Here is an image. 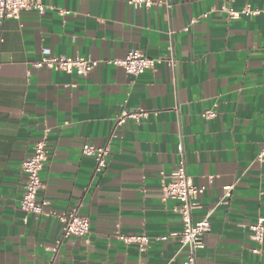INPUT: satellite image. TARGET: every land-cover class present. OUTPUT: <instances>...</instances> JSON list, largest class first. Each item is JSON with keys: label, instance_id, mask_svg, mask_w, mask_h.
Masks as SVG:
<instances>
[{"label": "crops", "instance_id": "1", "mask_svg": "<svg viewBox=\"0 0 264 264\" xmlns=\"http://www.w3.org/2000/svg\"><path fill=\"white\" fill-rule=\"evenodd\" d=\"M40 1L45 12L24 10L2 27L0 264H187L183 221L175 201H162L163 173L182 157L181 144L187 173L206 187L194 219L214 208L196 264H264V239L252 240L250 227L264 216V161L256 159L264 150V12L233 18L222 10L264 11V0H155L148 9L127 0ZM44 49L101 62L87 75L37 69ZM133 49L162 62L139 76L105 62ZM213 107L217 115L203 117ZM140 111L139 121L116 125ZM47 128L39 194L47 205L27 213L22 164ZM87 142L110 147L104 171L82 152ZM76 205L90 233L63 238L52 212ZM135 234L149 237L146 250L119 237Z\"/></svg>", "mask_w": 264, "mask_h": 264}, {"label": "built area", "instance_id": "2", "mask_svg": "<svg viewBox=\"0 0 264 264\" xmlns=\"http://www.w3.org/2000/svg\"><path fill=\"white\" fill-rule=\"evenodd\" d=\"M159 3L155 0H127V5L138 9H148L154 4ZM46 5L40 0H0V43L3 42L2 27L7 19H19L20 14L24 10H35L40 13L45 12ZM222 10L227 12L230 17H240L241 15L256 16L264 11L258 8H251L246 5L241 10H235L232 7L222 6ZM61 15H67L70 10L59 9ZM203 14L201 17H206ZM198 21L197 18L191 20V24ZM190 26L185 29L189 30ZM101 60L92 57H84L79 55L68 56L64 54H55L48 49L42 51L39 60L32 65L37 69L50 68L62 70L68 73L77 72L83 75L89 74L99 65ZM108 64H114L122 67L126 73L134 76H139L149 69L154 68L157 63L162 60L147 57L138 49H133L128 52L124 58H115L105 60ZM2 61L0 59V67ZM145 111L124 114L117 120V126L121 125L126 117H132L139 121L145 116ZM203 117L214 118L217 115L215 107L206 109L203 112ZM51 132L47 128L41 137L35 142L31 154L24 160L22 164V172L24 175L22 197L19 202V207L27 212L34 214H42L45 210L47 202L40 199V190L43 187L41 172L46 167L49 159V144L48 136ZM183 146L179 145V152L182 157L179 159L175 168L171 173H163L162 183V201H175L172 211L178 214L183 221V231L179 234V241L182 248H187L189 254L187 264H196V249L202 243L203 238L212 229L211 216L214 208L209 209L204 216L195 220L193 210L198 207L197 197L206 190L204 186H197L191 176L187 173L186 161L183 156ZM82 152L87 155H92L96 160V172H102L108 166L110 156V147L97 146L91 143H84ZM257 161H264V150L258 153ZM230 188L226 192V196H230ZM63 225V238L69 237H86L91 230V222L88 217L82 215L79 211V206H74L67 212H52ZM251 238L257 243H261L264 239V216H258L256 221L251 224ZM121 240L126 243H137L140 251L146 250L149 243V237L145 234L135 235H120ZM166 237H162L165 239ZM255 252L258 249H254ZM47 264H53L48 262Z\"/></svg>", "mask_w": 264, "mask_h": 264}]
</instances>
